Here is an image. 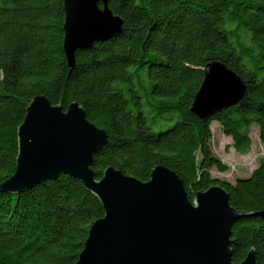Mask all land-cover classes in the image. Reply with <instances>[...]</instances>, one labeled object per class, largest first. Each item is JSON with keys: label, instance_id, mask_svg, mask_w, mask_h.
I'll use <instances>...</instances> for the list:
<instances>
[{"label": "trees", "instance_id": "trees-1", "mask_svg": "<svg viewBox=\"0 0 264 264\" xmlns=\"http://www.w3.org/2000/svg\"><path fill=\"white\" fill-rule=\"evenodd\" d=\"M124 28L107 41L63 53L62 0H0V183L15 170L17 129L35 96L65 110L79 103L107 133L91 170L113 167L145 182L161 164L182 181L188 198L219 185L240 212L264 209V162L233 184L213 178L227 166L211 149L216 123L240 155L257 129L264 148V0H110ZM219 61L246 85L234 106L203 121L190 111L209 63ZM132 68V70H130ZM147 79L146 101L133 89ZM158 129V130H157ZM157 130V131H156ZM100 201L67 174L24 192L0 191V264H75ZM232 262L253 249L264 264V218L231 227Z\"/></svg>", "mask_w": 264, "mask_h": 264}, {"label": "water", "instance_id": "water-1", "mask_svg": "<svg viewBox=\"0 0 264 264\" xmlns=\"http://www.w3.org/2000/svg\"><path fill=\"white\" fill-rule=\"evenodd\" d=\"M109 1L62 0V48L69 70L77 51L123 31V20L112 13ZM245 91V83L224 63H209L190 111L205 121L236 105ZM106 142V131L86 118L79 103L64 110L35 96L17 129L15 170L0 183V191L21 193L62 173L80 181L100 201L104 215L90 226L75 264H234L233 223L264 218V209L235 210L219 185L190 201L182 181L161 164L145 182L113 167L96 180L92 158ZM239 264H256L254 250Z\"/></svg>", "mask_w": 264, "mask_h": 264}, {"label": "rangeland", "instance_id": "rangeland-1", "mask_svg": "<svg viewBox=\"0 0 264 264\" xmlns=\"http://www.w3.org/2000/svg\"><path fill=\"white\" fill-rule=\"evenodd\" d=\"M130 70H132V68H130ZM133 84H136V87L133 86L132 88H136V90H138L139 95L142 96V101L145 102V87L147 86V79L142 76L137 79L136 83L134 82ZM211 132V149L213 153L227 166V171L225 173H218L215 169H213L211 171L213 178L233 184L237 179L247 177L260 161L264 162V148L259 143L256 128L251 129L250 137L252 140V147L251 151L246 155L237 154L233 148L230 147V138L223 135L221 129L216 123H212ZM58 176H56L55 179Z\"/></svg>", "mask_w": 264, "mask_h": 264}, {"label": "bare ground", "instance_id": "bare-ground-1", "mask_svg": "<svg viewBox=\"0 0 264 264\" xmlns=\"http://www.w3.org/2000/svg\"><path fill=\"white\" fill-rule=\"evenodd\" d=\"M117 35H119V34H116V35H114V36H117ZM114 36H113V37H114ZM111 38H112V37H111ZM108 40H109V39H108ZM105 41H107V40H105ZM92 159H93V158H92ZM131 177H133V176H131ZM134 178H135V177H134Z\"/></svg>", "mask_w": 264, "mask_h": 264}]
</instances>
